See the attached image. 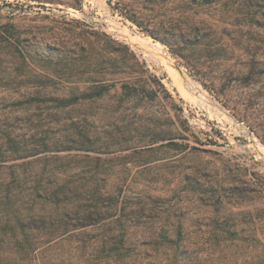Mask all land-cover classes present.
I'll use <instances>...</instances> for the list:
<instances>
[{"label": "rangeland", "instance_id": "obj_1", "mask_svg": "<svg viewBox=\"0 0 264 264\" xmlns=\"http://www.w3.org/2000/svg\"><path fill=\"white\" fill-rule=\"evenodd\" d=\"M39 67L67 107L34 110ZM52 107L108 143L86 153L119 198L124 263L153 233L171 239L157 264H264V0H0V137ZM26 161L0 150V220L25 205Z\"/></svg>", "mask_w": 264, "mask_h": 264}, {"label": "trees", "instance_id": "obj_2", "mask_svg": "<svg viewBox=\"0 0 264 264\" xmlns=\"http://www.w3.org/2000/svg\"><path fill=\"white\" fill-rule=\"evenodd\" d=\"M150 33L157 37L156 33ZM127 51L136 60L134 66L140 65L128 46ZM41 60L44 64L54 62L49 57ZM50 78L41 67L29 69L28 80L32 85L26 95L31 104L37 103L34 110L46 101L62 102L63 108L71 103L65 95L48 89ZM126 88L133 96L139 90L135 84ZM103 93L104 90L94 88L91 94L82 97L100 98ZM47 109L45 115L28 112L22 139L11 132L0 137V150L27 158L31 177L24 193L16 186L11 194L14 202L23 201L24 207L16 206L11 220L7 217L0 220V264H126L123 261L133 249L127 243L126 221L119 217V198L105 190L102 184L105 170L91 168L86 153L104 150L108 143L84 121L61 117L53 107ZM72 150L85 153L74 154ZM94 228L99 233L92 234ZM147 237L150 239L142 245L152 247V251H137L141 258L138 264H157L153 260L157 253L154 247L171 239L167 234L149 233Z\"/></svg>", "mask_w": 264, "mask_h": 264}, {"label": "bare ground", "instance_id": "obj_3", "mask_svg": "<svg viewBox=\"0 0 264 264\" xmlns=\"http://www.w3.org/2000/svg\"><path fill=\"white\" fill-rule=\"evenodd\" d=\"M177 72V71H176Z\"/></svg>", "mask_w": 264, "mask_h": 264}]
</instances>
